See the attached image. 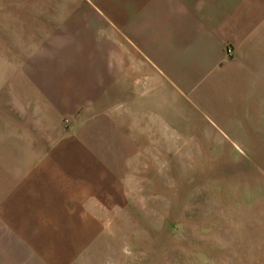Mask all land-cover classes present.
Wrapping results in <instances>:
<instances>
[{
  "label": "rangeland",
  "instance_id": "1",
  "mask_svg": "<svg viewBox=\"0 0 264 264\" xmlns=\"http://www.w3.org/2000/svg\"><path fill=\"white\" fill-rule=\"evenodd\" d=\"M65 13L52 0H0V114L11 105L43 131L54 175L90 181L91 243L73 264H264V111L234 126L168 85L167 111L97 100L58 112L45 93L63 86L44 83L38 64L67 42Z\"/></svg>",
  "mask_w": 264,
  "mask_h": 264
},
{
  "label": "crops",
  "instance_id": "2",
  "mask_svg": "<svg viewBox=\"0 0 264 264\" xmlns=\"http://www.w3.org/2000/svg\"><path fill=\"white\" fill-rule=\"evenodd\" d=\"M53 1L69 12L58 18L67 42L38 66L44 83L63 86L58 95L45 93L58 112L62 102L74 112L97 100L131 103L139 112L141 101L153 100L167 111L168 85L234 126L264 111V0ZM0 115V264L84 260L90 181L54 175L52 154L42 158L46 139L35 137L43 131H30L22 114L14 119L11 105Z\"/></svg>",
  "mask_w": 264,
  "mask_h": 264
},
{
  "label": "built area",
  "instance_id": "3",
  "mask_svg": "<svg viewBox=\"0 0 264 264\" xmlns=\"http://www.w3.org/2000/svg\"><path fill=\"white\" fill-rule=\"evenodd\" d=\"M229 51H231V50L229 49ZM65 121H66V123H68V122H69V120H68V119H66Z\"/></svg>",
  "mask_w": 264,
  "mask_h": 264
}]
</instances>
